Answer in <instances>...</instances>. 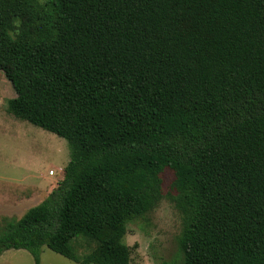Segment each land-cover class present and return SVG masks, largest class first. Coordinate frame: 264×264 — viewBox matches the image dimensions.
Returning <instances> with one entry per match:
<instances>
[{
  "label": "trees",
  "instance_id": "trees-1",
  "mask_svg": "<svg viewBox=\"0 0 264 264\" xmlns=\"http://www.w3.org/2000/svg\"><path fill=\"white\" fill-rule=\"evenodd\" d=\"M0 70L8 113L70 151L0 255L131 264L168 167L181 264H264V0H0Z\"/></svg>",
  "mask_w": 264,
  "mask_h": 264
},
{
  "label": "rangeland",
  "instance_id": "rangeland-1",
  "mask_svg": "<svg viewBox=\"0 0 264 264\" xmlns=\"http://www.w3.org/2000/svg\"><path fill=\"white\" fill-rule=\"evenodd\" d=\"M15 97L11 83L0 70V234L6 221L20 218L28 209L47 198L63 177L70 158L67 141L7 111V101ZM52 169L53 175L48 171ZM161 195L143 217L128 224L123 241L130 248L131 264H181L177 238L183 216L175 206L177 192L172 169L159 174ZM76 250L85 253L93 243L77 237ZM0 264H35L29 251L7 249ZM39 264H78L42 247Z\"/></svg>",
  "mask_w": 264,
  "mask_h": 264
},
{
  "label": "built area",
  "instance_id": "built-area-1",
  "mask_svg": "<svg viewBox=\"0 0 264 264\" xmlns=\"http://www.w3.org/2000/svg\"><path fill=\"white\" fill-rule=\"evenodd\" d=\"M49 173H50V174H53V173H54V171H53V170H50V171H49Z\"/></svg>",
  "mask_w": 264,
  "mask_h": 264
},
{
  "label": "crops",
  "instance_id": "crops-1",
  "mask_svg": "<svg viewBox=\"0 0 264 264\" xmlns=\"http://www.w3.org/2000/svg\"><path fill=\"white\" fill-rule=\"evenodd\" d=\"M50 170H52V169H50ZM50 170H49V171H50ZM49 171H48V174H49L50 176L53 175V174H50ZM50 192H51V191H50Z\"/></svg>",
  "mask_w": 264,
  "mask_h": 264
}]
</instances>
